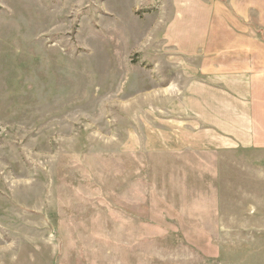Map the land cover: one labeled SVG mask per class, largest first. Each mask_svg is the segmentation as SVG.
I'll use <instances>...</instances> for the list:
<instances>
[{
    "label": "rangeland",
    "instance_id": "rangeland-1",
    "mask_svg": "<svg viewBox=\"0 0 264 264\" xmlns=\"http://www.w3.org/2000/svg\"><path fill=\"white\" fill-rule=\"evenodd\" d=\"M163 3L0 0V264H264V150L172 124Z\"/></svg>",
    "mask_w": 264,
    "mask_h": 264
},
{
    "label": "crops",
    "instance_id": "crops-1",
    "mask_svg": "<svg viewBox=\"0 0 264 264\" xmlns=\"http://www.w3.org/2000/svg\"><path fill=\"white\" fill-rule=\"evenodd\" d=\"M165 4L164 43L180 81L172 124L200 149L264 150V0Z\"/></svg>",
    "mask_w": 264,
    "mask_h": 264
},
{
    "label": "trees",
    "instance_id": "trees-1",
    "mask_svg": "<svg viewBox=\"0 0 264 264\" xmlns=\"http://www.w3.org/2000/svg\"><path fill=\"white\" fill-rule=\"evenodd\" d=\"M258 35L264 40V33L262 31H257Z\"/></svg>",
    "mask_w": 264,
    "mask_h": 264
}]
</instances>
